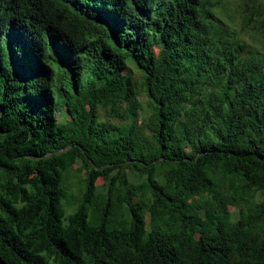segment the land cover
I'll return each instance as SVG.
<instances>
[{
	"label": "trees",
	"instance_id": "16d2710c",
	"mask_svg": "<svg viewBox=\"0 0 264 264\" xmlns=\"http://www.w3.org/2000/svg\"><path fill=\"white\" fill-rule=\"evenodd\" d=\"M259 192L264 0H0V264H264Z\"/></svg>",
	"mask_w": 264,
	"mask_h": 264
},
{
	"label": "rangeland",
	"instance_id": "374dc122",
	"mask_svg": "<svg viewBox=\"0 0 264 264\" xmlns=\"http://www.w3.org/2000/svg\"><path fill=\"white\" fill-rule=\"evenodd\" d=\"M218 4H219V2L216 3V6ZM229 7L231 9V14H232V17L234 19L233 26H235L237 28L238 27V17H237V14L234 13V5L230 4ZM216 13H218L221 17H223L220 10L216 9ZM223 19L225 21H227V18L223 17ZM245 40L247 42H249V44H254L257 48L260 47L259 43L254 42L249 36L245 37ZM128 67L130 68L129 73H130L132 79L134 80L136 88H137L136 98L140 103L141 112H140V117L138 118V125H139L143 120H145L149 116V114L151 113V107L149 105L148 97L146 96V93H145L144 88H143L140 72L130 62H129ZM100 114H101V116L103 115L102 110H101ZM109 121L114 122V123H118V121H115L114 119H111ZM109 121L107 119H105V121H104L103 129L105 131H108ZM78 165H79V162H77L76 164H74L72 166L71 171L69 172L67 180H66V184H68L70 187V190H69L70 192H76L79 189V187L76 186L78 184V182H77L78 176L84 175V170L80 174L76 171ZM104 184L105 183H104L103 179L101 177H99L96 181L97 191H99V192L103 191L104 190ZM257 197H258V199H260L261 201L264 202V192L263 193L259 192L257 194ZM64 207L66 209V214L70 213L72 211V208H73L72 206H69V205H64ZM230 210H231V213L233 216L237 215V208L230 206Z\"/></svg>",
	"mask_w": 264,
	"mask_h": 264
}]
</instances>
